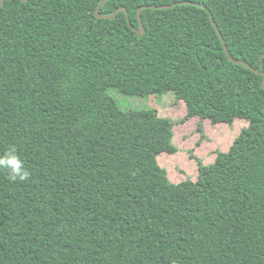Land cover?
<instances>
[{"label":"trees","instance_id":"obj_1","mask_svg":"<svg viewBox=\"0 0 264 264\" xmlns=\"http://www.w3.org/2000/svg\"><path fill=\"white\" fill-rule=\"evenodd\" d=\"M102 1L0 0V264H264V0ZM108 87L248 125L175 183L176 121Z\"/></svg>","mask_w":264,"mask_h":264},{"label":"rangeland","instance_id":"obj_2","mask_svg":"<svg viewBox=\"0 0 264 264\" xmlns=\"http://www.w3.org/2000/svg\"><path fill=\"white\" fill-rule=\"evenodd\" d=\"M108 93L114 97L122 110L157 109L161 116L170 117L176 121L173 141L178 151L173 154L162 152L158 156L159 164L167 169L170 180L175 183L187 177L193 180L197 178V162L191 154L201 158L204 163L214 161L215 152L227 151L241 128L248 125L247 120L242 118L235 119L232 125L213 124L210 120L199 117L180 122L187 114L186 104L178 99L173 91L135 95L123 93L116 87H108ZM200 122L203 124L201 132L197 130Z\"/></svg>","mask_w":264,"mask_h":264},{"label":"clouds","instance_id":"obj_3","mask_svg":"<svg viewBox=\"0 0 264 264\" xmlns=\"http://www.w3.org/2000/svg\"><path fill=\"white\" fill-rule=\"evenodd\" d=\"M0 169H8L12 181H25L30 176V172L25 169L24 162L16 154L15 146L0 155Z\"/></svg>","mask_w":264,"mask_h":264},{"label":"water","instance_id":"obj_4","mask_svg":"<svg viewBox=\"0 0 264 264\" xmlns=\"http://www.w3.org/2000/svg\"><path fill=\"white\" fill-rule=\"evenodd\" d=\"M4 0H2V2H3ZM25 1H27V0H25ZM107 0H103L102 1V3L100 4V6L104 3V2H106ZM172 5H169V6H164V7H171ZM144 7H146V6H144ZM144 7H141V8H139V10H138V14H139V18H140V12H141V10L144 8ZM99 7L96 9V14H97V16L98 17H100L101 15H99ZM120 11H125V12H127V10H126V8L125 7H120L117 11H116V13H114L113 15H111V16H109V17H114V16H116L117 15V13L118 12H120ZM141 19V18H140ZM128 20L130 21V19H129V16H128ZM213 23H214V25L216 26V23H215V21L213 20ZM133 29H134V26H131ZM217 27V26H216ZM137 32H138V34H140V35H142L143 34V32H144V30H143V28L141 27V29L140 30H137ZM219 32V31H218ZM219 34H220V32H219ZM220 36L222 37V35L220 34ZM224 47H225V50H226V53H227V55L229 56V51H228V47H227V45L225 44V42H224ZM229 58L230 59H232V60H234L232 57H230L229 56ZM236 61V60H235ZM237 63H242V64H246L247 66H249L246 62H244V61H240V60H237L236 61ZM250 67V66H249ZM255 72H257V73H260L261 75H263V77H264V72H262V71H259V70H257V69H253ZM262 84H263V86H264V78H263V80H262Z\"/></svg>","mask_w":264,"mask_h":264}]
</instances>
